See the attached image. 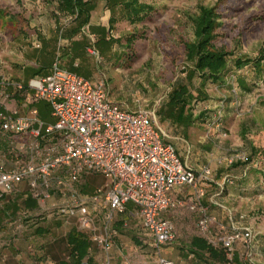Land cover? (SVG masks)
Wrapping results in <instances>:
<instances>
[{
    "label": "built area",
    "instance_id": "built-area-1",
    "mask_svg": "<svg viewBox=\"0 0 264 264\" xmlns=\"http://www.w3.org/2000/svg\"><path fill=\"white\" fill-rule=\"evenodd\" d=\"M91 41L87 54L99 60L95 41ZM41 101L50 105L53 123L41 121L36 108ZM217 117L220 127L219 113ZM155 119L154 112L130 111L111 102L101 76L91 82L56 64L46 77L27 83L0 78V200L26 192L39 212L75 219L76 230L104 254L103 264H112L110 251L117 234L113 225L121 222L128 228L132 221L149 238L140 242L153 264H178L165 257V250L177 241L175 226L166 215L184 207L194 216L198 236L222 252L224 264H235L238 245L244 248L239 260L243 257L253 264L252 231L242 228L229 210L224 225L202 203L212 169L208 165L199 170L190 167L187 146L182 161ZM246 161L244 152H235L224 163L232 167ZM91 176L103 182L91 196H81L77 186ZM233 184L234 178L224 176L211 205L224 209L214 199ZM186 189L193 193L184 202ZM129 203L133 209L127 212ZM93 212L103 213L99 227ZM127 215L129 220H124ZM194 257L188 255L189 260Z\"/></svg>",
    "mask_w": 264,
    "mask_h": 264
},
{
    "label": "rangeland",
    "instance_id": "rangeland-1",
    "mask_svg": "<svg viewBox=\"0 0 264 264\" xmlns=\"http://www.w3.org/2000/svg\"><path fill=\"white\" fill-rule=\"evenodd\" d=\"M92 1L96 9L90 14L88 26L79 32L80 37L78 34L74 36V39L83 41L74 49L82 62V68L74 72L91 82L101 76L106 81L111 102L130 111L142 108L154 112L156 123L168 134L182 161L187 157V146L190 148L187 159L190 167L199 170L208 165L212 169L213 178L206 188L202 203L224 225L227 220L222 210H229L242 228H249L254 236L255 246L252 263L264 264V78L254 79L249 67L237 72L232 64L237 58L255 59L264 49V0H225L221 3L218 0H143L154 8L144 22L130 25L117 15L114 29L106 34V38L113 41L119 39L121 46L129 34H134L137 39L130 50L114 44L105 49L104 54H100L99 60L88 55L86 48L93 45L91 39H99L92 28L99 29L102 25L108 28L110 15L105 0ZM217 3L222 27L217 30L214 44L231 54L227 58L229 73L226 83H207L202 90L208 100L195 101L180 92L176 95L175 102H172L171 95L177 85L184 84L187 92L195 97L193 88H198L200 84L197 77L193 78L192 83L188 84L186 81L190 68L185 62L183 44L193 39L189 16H194L201 6L214 7ZM0 8L18 18V31L8 22L1 24L0 48L5 51L15 47L18 50H30V37L33 33L38 35L40 44H43L44 38L50 45H62V39L67 38L65 31L74 28L64 15L56 13V5L49 4L46 0H0ZM29 21L30 24H26ZM15 33L17 35L14 37ZM94 48L98 50L97 45ZM120 51L131 54L130 59H126L128 55L124 58L119 56ZM54 64L61 68L56 53L51 60L43 61L39 68L45 72L51 70ZM237 76L247 79L251 86L249 92L238 90ZM36 108L41 121L53 123L51 108L47 102H39ZM218 113L222 117L220 127L216 126ZM253 151L256 152L254 156ZM235 152L251 156L250 161L246 165L227 167L224 160ZM226 175L234 178V184L224 187L223 192L214 199L224 208L219 209L211 205L210 199L220 193L217 184H221ZM192 191L185 190L184 202L189 201ZM90 193L86 192V195H91ZM132 209L131 203L126 205L127 212ZM167 217L175 226L177 241L174 246L165 250V257L178 264L203 263L198 257L196 262L187 260L191 240L198 237L194 216L183 207L169 212ZM61 220L67 224L75 222V219ZM15 221V217H9L5 230L14 225ZM20 224L22 227L27 226L24 220ZM51 225L59 227L60 224L52 221ZM23 232L26 233L24 230ZM23 232L21 237L24 236ZM123 235L128 240L132 237L129 233ZM139 236L145 241L149 240L143 230L139 232ZM35 242L37 246L39 241L34 240L33 243ZM219 253L220 259H210V264H224L222 252ZM238 254H244L241 245L237 246V257ZM243 259L238 258V263L235 264H250ZM144 263L153 264L149 259H145Z\"/></svg>",
    "mask_w": 264,
    "mask_h": 264
},
{
    "label": "trees",
    "instance_id": "trees-1",
    "mask_svg": "<svg viewBox=\"0 0 264 264\" xmlns=\"http://www.w3.org/2000/svg\"><path fill=\"white\" fill-rule=\"evenodd\" d=\"M225 0H218L222 2ZM50 4H56V9L62 15H64L69 23L74 28H70L68 32L65 31L66 37L70 40L75 35L81 32L82 28L88 26L90 20V14L95 9V3L92 0H47ZM106 8L109 12L108 31L111 32L117 23V15L121 20L127 21L130 25L141 24L152 13L154 8L143 0H105ZM218 3L214 7H199L198 12L194 16H189L193 27V39L183 44L184 58L187 66L190 68L187 72L186 81L192 83L193 78L197 77L200 81L198 88H193L196 96L193 97L187 92V87L184 84H179L173 90L171 95V101L175 102V97L178 93L184 92L187 97L195 99V101H205L208 97L203 92V88L207 83L224 84L228 75V60L227 58L231 54L225 52L222 48H217L215 43L217 37V30L222 27L220 22V15L217 13ZM4 13L0 10V17ZM137 39L134 34H129L125 39V43L121 46V41H113L111 38H106L104 32H102L100 39L95 41V46L98 47V54H104L105 49H109L114 44H119V47H125L127 50L132 47V43ZM126 59H130L131 54H124L120 51L119 56H127ZM235 71L239 72L249 67L254 76V79L261 80L264 78V49H262L258 57L255 59L237 58L233 63ZM236 85L239 91L245 93L251 90V86L248 84L247 79L243 76L236 77ZM231 89V88H230ZM171 102V103H172ZM181 101H176V103ZM182 109V104L180 105ZM204 115H200L203 117ZM191 114L188 116L190 121ZM199 117V118H200ZM222 117L219 118L221 125ZM176 148V147H175ZM176 151L178 152L177 148ZM179 153V152H178ZM253 151V156L255 155ZM247 156V154H246ZM251 156H247L245 163H237L234 166L246 165L250 161ZM27 201L20 203L13 198V195L3 197L0 200V250L7 248L21 234V222L25 221V224L30 220L25 218V206ZM9 217H15V224L9 229L5 230L7 219ZM167 217V215H166ZM168 218V217H167ZM35 219L33 218V221ZM68 245L70 247V256L67 264H85L83 260L87 254V242L86 239L79 233H70L68 236ZM189 252L195 257L201 258L202 264H210L211 260L220 259V253L218 250H214L207 246L206 242L199 236L193 238L188 248ZM208 254V258L204 255ZM235 263H238L237 255L234 258ZM89 264V263H86Z\"/></svg>",
    "mask_w": 264,
    "mask_h": 264
},
{
    "label": "crops",
    "instance_id": "crops-1",
    "mask_svg": "<svg viewBox=\"0 0 264 264\" xmlns=\"http://www.w3.org/2000/svg\"><path fill=\"white\" fill-rule=\"evenodd\" d=\"M54 5L56 4L54 3ZM0 10L4 13V15L0 17L1 41V24L8 22L13 26L15 31H18V18L7 14L2 8H0ZM56 13L61 14L58 10ZM26 24H30V21ZM19 30L21 31V29ZM107 31L108 28H105L104 25L100 26L99 29L92 28V32L98 34L99 39L102 32H104L106 36V34H108ZM33 34L34 35L30 37L31 48L28 51H25L23 48L18 50L16 47L8 51L0 48V78L13 83H27L31 79L46 77L49 75L50 69L42 72L39 66L46 59L51 60L55 53L59 58L61 69L73 73H75V70H81L82 62L79 61V58L74 53V49L83 41H78L74 38L69 40L66 38V40L62 39V45L61 43L50 45L49 42H45L43 38L44 42L40 44L38 35L36 33ZM16 35L17 33L14 34V37ZM23 35L26 34L24 33ZM37 45H39V48L36 47ZM79 76L83 77L82 75ZM102 182L103 180L100 177H88L87 180L81 182L77 186L79 194L84 197L91 196L95 188L101 185ZM86 192H91V195H86ZM183 194L185 195V191ZM184 195L182 197H185ZM13 198L20 203L27 201V205L24 204L26 212L25 218L30 221L26 223L27 226L21 228V234L23 230L26 232H23L24 236L21 237V234L18 235L9 247L0 250V264H67L70 256V247L67 240L68 236L72 232L79 233L76 230L75 222L67 224L61 219L52 217L49 212H39L37 203L26 192L13 194ZM56 200L58 204L64 203L62 199ZM222 212L226 215L225 211L222 210ZM92 216L95 218L96 225L99 227L102 223L103 213L93 212ZM33 218L35 219L34 221ZM123 219L129 220V216L127 215ZM52 221L55 222V224H60L59 227H53L51 225ZM113 229L117 234L112 240V248L110 251L111 263L135 264L134 262H139V264H145L144 260L149 259V257L148 251L145 250V247H143L140 242L141 236H139V232L142 231V229L139 223L132 221L128 228H123L121 222H116L113 225ZM123 233L132 234V237L128 240ZM80 235L86 239L83 234ZM34 240L39 241L37 246L36 242L33 243ZM86 242L88 248L83 263L103 264L104 254L100 249L91 245L87 239ZM239 255L241 254H238V258ZM187 260L188 262L197 261L196 257L192 260H189L187 257ZM199 264L202 263L200 262Z\"/></svg>",
    "mask_w": 264,
    "mask_h": 264
}]
</instances>
